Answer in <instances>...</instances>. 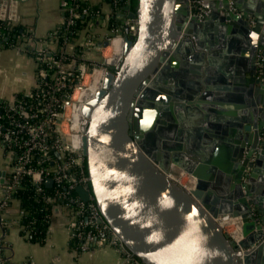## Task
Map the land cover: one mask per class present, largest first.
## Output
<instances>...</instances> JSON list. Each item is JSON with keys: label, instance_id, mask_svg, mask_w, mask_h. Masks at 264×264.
Listing matches in <instances>:
<instances>
[{"label": "water", "instance_id": "obj_1", "mask_svg": "<svg viewBox=\"0 0 264 264\" xmlns=\"http://www.w3.org/2000/svg\"><path fill=\"white\" fill-rule=\"evenodd\" d=\"M232 2L234 9L231 0H204L209 12L200 18L191 0H138L128 13L138 20L136 37L126 28L123 60L107 69L101 89L82 108L91 190H76L96 201L103 219L145 264H264V67L257 77L264 0ZM17 3L11 0L12 19ZM213 24L233 32L227 55L224 34L218 46L208 43ZM227 59L239 66L224 68L219 62ZM186 68L190 82L180 80ZM215 69L212 85L201 78ZM219 93L236 102L224 104L228 112L215 109L212 124L201 109L208 112L206 98ZM217 99L210 102L224 103ZM201 122L215 128L204 145L183 132L205 133ZM246 145L249 156L257 152L254 161L244 157ZM183 172L194 177L193 186L179 181ZM229 217L241 219L240 239L224 229Z\"/></svg>", "mask_w": 264, "mask_h": 264}, {"label": "built area", "instance_id": "obj_2", "mask_svg": "<svg viewBox=\"0 0 264 264\" xmlns=\"http://www.w3.org/2000/svg\"><path fill=\"white\" fill-rule=\"evenodd\" d=\"M83 1L63 0V13L66 16L63 15L58 25L44 37L35 36L31 29L32 34L20 37L14 46L19 51L27 50L35 59L37 82L32 90L27 91L30 99H19L18 92L12 98L0 97V143L13 154L11 171L3 183L0 196V225L10 222L7 210L13 201V194L22 185L23 178L30 176L43 198L53 202L57 200L59 208L64 209L69 216L71 238L78 239L77 247L86 250L96 244L112 245L122 253L128 264H145L124 246L103 219L96 201L93 198L84 199L76 190L77 185L91 190L86 155L83 152L85 117L80 120L77 115L79 110L82 113L84 102L77 94L85 87L87 73L92 75L97 69L107 70L121 63L125 55L126 28L129 29L128 35L136 37L138 32L137 18L128 14L132 9H124L130 5L123 0H112V11L107 13L105 21L108 33L102 36L88 34L92 23L103 18V15L91 22L81 38L72 40V37L67 36L71 31L69 27L77 18L90 12L89 6H82ZM203 1L191 0L200 6L196 12L200 18L209 12L203 6ZM231 7L234 9L232 0ZM114 12L117 16L111 23L110 17ZM120 12H125V15L121 16ZM5 19L13 21L7 15ZM62 24L65 25L64 41L58 48V29ZM105 41L108 43L105 44ZM0 45L4 46L2 42ZM69 48L75 51L71 54ZM108 48L113 50L110 55L105 54ZM98 52L103 55L101 62L97 57ZM258 58L257 77L262 79L264 55L259 53ZM91 86L85 89L93 88ZM79 120L82 122L79 123ZM251 168L248 165L246 172L249 173ZM50 177L52 185H55L52 193L45 190L44 184ZM24 231L29 234L30 230L25 228ZM5 261L0 250V264Z\"/></svg>", "mask_w": 264, "mask_h": 264}, {"label": "crops", "instance_id": "obj_3", "mask_svg": "<svg viewBox=\"0 0 264 264\" xmlns=\"http://www.w3.org/2000/svg\"><path fill=\"white\" fill-rule=\"evenodd\" d=\"M62 1L63 0H18L17 18L14 21L30 26L34 31L35 36L44 37L51 28L55 27L62 21L64 15ZM1 3H3V0H0V8ZM10 5L11 0H8V8L6 11L7 16ZM103 8L106 13L112 10V6L108 3L103 5ZM105 21L106 17L104 15L103 18H100L97 23L92 26L94 32L97 33V36H102L108 33L109 28L106 26ZM223 34L225 37L223 40L224 46L222 48L224 54L227 55L235 42L233 40L232 30L227 32L226 28L219 30L215 27V24H213L207 33L208 43L211 44L213 41L216 42L218 46ZM227 61V63H219L224 68L231 67L234 69L236 66H239L237 63L235 64V62H231L230 59H227ZM232 64L233 66H231ZM204 65L205 66L202 70L206 69L208 65L207 61H205ZM181 70L179 72L185 74V76L183 75V77H180V80H183V82H190L192 78L188 69ZM218 72L219 71L216 69L214 71L212 70L210 73L203 72L201 78L208 76V82L212 85L214 79L219 75ZM36 82V62L33 56L19 51L14 46L6 47L0 45V97L12 98L17 92L30 91L34 88ZM223 95L224 94L221 95L219 93L216 94V98L214 96L208 97L209 99L206 98V100L209 101L205 104L211 109L208 112L203 109H201V111L203 114L211 115L210 119L212 121L209 123L216 122L217 124L216 117L218 114H216L215 109L228 112L229 108L224 104H232L233 102H236L234 98H227ZM218 97H221V100L217 99ZM261 97L263 99L264 93L261 94ZM214 99L224 103L219 105L210 102L214 101ZM262 119H264V117H262ZM199 126L203 128L205 133H198L197 135V132H186L188 127H185V131L183 132H185V135H189L190 139L195 143L198 138L203 144L207 138L205 135L214 132L215 128L213 129V127L207 122L205 124L204 122H201L199 123ZM178 127L182 126L178 125ZM12 157L13 154L7 151V149L0 143V170L5 171V175L0 174V179L3 178V180L0 181V196L3 192V183L11 171ZM262 165V168L264 169V163ZM263 175L264 172L261 176ZM7 211L10 222L0 225V250L3 252L6 260L2 264H128L123 258L122 253L112 245L96 244L86 250L76 247L71 240L68 223L69 216L62 208H56L44 243L31 241L22 235L21 230L23 227L21 228L20 204L18 200H14ZM238 223L241 224L240 219H233L226 221L223 225H225V227L229 226L231 228L230 233L233 234V230ZM241 236L242 235L240 234L238 239H240Z\"/></svg>", "mask_w": 264, "mask_h": 264}, {"label": "trees", "instance_id": "obj_4", "mask_svg": "<svg viewBox=\"0 0 264 264\" xmlns=\"http://www.w3.org/2000/svg\"><path fill=\"white\" fill-rule=\"evenodd\" d=\"M123 1L126 2V4L128 3L132 10H135L138 4V0ZM107 3L112 5V0H84L81 4L82 6H89L90 12L76 19L75 23L69 27L71 31L67 33V36L69 38L72 37V40H75L74 38L76 37L81 38L82 34L86 31V28L91 25L92 21L103 15L107 18V13L103 8V5ZM115 16H117V13L114 12L110 17L111 23L114 22L116 18ZM64 27L65 25L62 24L58 29V48L64 41ZM32 30L30 26L23 23L8 19H0V42L6 47H13L19 42L20 37L32 34ZM17 97H19V99H30L29 94L24 91L18 92ZM30 120L34 121V119ZM44 184L47 192L52 193L54 191V184H48L46 181H44ZM14 200H18L20 204V222L22 225L24 224V228L21 230L22 235L31 241L44 243L49 232L52 216L54 215L56 208L59 207V204L56 203L58 201L56 200V202H53L44 199L41 192L37 191L36 184L32 181L30 176H25L23 178L22 185L13 194V201ZM25 228L30 230L29 234H26L24 231ZM71 240L77 247L79 242L78 239L72 237Z\"/></svg>", "mask_w": 264, "mask_h": 264}, {"label": "bare ground", "instance_id": "obj_5", "mask_svg": "<svg viewBox=\"0 0 264 264\" xmlns=\"http://www.w3.org/2000/svg\"><path fill=\"white\" fill-rule=\"evenodd\" d=\"M106 73H107V70L106 69H97V70H95V72L94 73H92V75H91V82H93V88H91V89H83V91H81V92H79V94H77V97H80L81 98V100H82V103L84 102V103H88L91 99H90V97L91 98H93L95 95H96V93L99 91V89H101V87H102V84H103V82H104V80H105V77H106ZM97 75V76H96ZM90 83V82H89ZM83 96V97H82ZM90 99V100H89ZM84 103H83V105H82V108H83V106H84ZM83 114H84V116H83ZM77 115H79L78 117H80V120L83 118V117H85V119H86V115H85V113L82 111V113L80 114V110L79 111H77ZM84 119V120H85ZM79 120V123H81L82 121H80ZM76 121H77V119H76ZM78 122V121H77ZM184 173V172H183ZM183 173H182V175H183ZM178 179V178H177ZM185 179V180H184ZM183 180H184V182H185V184L187 185V184H189V183H191L192 181H195V179H194V177L193 178H190V177H188V176H186V178H184ZM192 180V181H191ZM179 181H180V179H179ZM194 185V182H192L189 186H187V187H191V186H193ZM233 219H240L239 217H229V218H226L224 221H223V224L226 222V221H229V220H233ZM240 222H241V224H237V226H236V228L233 230V237L234 238H236V239H238V237H239V235L241 234L242 235V221H241V219H240ZM228 224V223H227ZM235 224V223H234ZM243 236V235H242ZM241 236V237H242Z\"/></svg>", "mask_w": 264, "mask_h": 264}, {"label": "rangeland", "instance_id": "obj_6", "mask_svg": "<svg viewBox=\"0 0 264 264\" xmlns=\"http://www.w3.org/2000/svg\"><path fill=\"white\" fill-rule=\"evenodd\" d=\"M250 19H251V22H252V23H255V20H254V17H253V16H252ZM14 20H15V19H13V21H14ZM106 20H107V19H106ZM97 21H98V20L94 21V22L92 23V25H94ZM106 26H107V25H106ZM107 27H108V26H107ZM88 28H89V27H88ZM88 28H87V29H88ZM51 29H53V28H51ZM51 29H50V30H51ZM88 34H96V35H97V33L94 32L93 27H91V26H90V28H89V33H88ZM16 48H17V47H16ZM17 49H18V48H17ZM65 49H67V48H65ZM24 50H25V49H21L20 51H21V52H25V53L28 52L27 50H25V51H24ZM69 50H70V53H71V54L73 53V51H75V49H73V48H69ZM105 52H106V53H105L106 55H110L111 52L113 53V50H112V48H108V49L105 50ZM259 53H260L262 56L264 55V54L261 52V50H259ZM28 54H29V53H28ZM29 55H31V54H29ZM97 55H98L97 57L100 59L99 62H101V61L103 60L102 52H98ZM262 59L264 60V58H262ZM258 62H259V59H258ZM258 62H257V63H258ZM100 65H101V64H100ZM258 66H259V64H258ZM261 67L263 68L264 66L262 65ZM109 68H110V67H109ZM109 68H107V69H109ZM258 71H259V67H258ZM257 74H258V73H257ZM96 76H97V75H96ZM91 78H92V77H91V73H90V74L87 73V75H86V77H85V79H84V80H85V87H84V88H86V87H92L91 85H93V82H91ZM89 82H90V83H89ZM87 89H90V88H87ZM25 92H26V91H25ZM186 176H189V175H188L186 172H184L183 175H181L180 178H179V179H180V182L183 183L184 185H186V184H185V182H184L183 179L186 178ZM186 186H188V185H186ZM234 228H235V227H234ZM224 229H225L226 231H228L229 233L231 232V228H230L229 226H226V227H225V225H224ZM232 230H233V229H232Z\"/></svg>", "mask_w": 264, "mask_h": 264}, {"label": "flooded vegetation", "instance_id": "obj_7", "mask_svg": "<svg viewBox=\"0 0 264 264\" xmlns=\"http://www.w3.org/2000/svg\"><path fill=\"white\" fill-rule=\"evenodd\" d=\"M261 116H262V111L261 112H259V114H258V122H259V124L261 123ZM261 130H262V132H261V137H262V139L264 138V128H261ZM248 145H246L244 148V157H247V156H249V146L247 147ZM256 156H257V152H255V153H253V155H250L249 156V160L250 161H252L251 159H252V157H254V159H253V161L255 160V158H256ZM245 180H246V177L244 178Z\"/></svg>", "mask_w": 264, "mask_h": 264}]
</instances>
